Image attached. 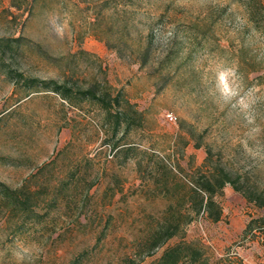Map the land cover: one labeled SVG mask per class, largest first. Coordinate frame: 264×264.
<instances>
[{"label":"rangeland","instance_id":"374dc122","mask_svg":"<svg viewBox=\"0 0 264 264\" xmlns=\"http://www.w3.org/2000/svg\"><path fill=\"white\" fill-rule=\"evenodd\" d=\"M262 71L264 33L236 0H0V182L38 215L0 199V264H156L184 243L209 264H264V233L244 231L264 208L226 184L213 221L192 191L216 167L264 190ZM19 74L119 94L139 123L112 136L95 102Z\"/></svg>","mask_w":264,"mask_h":264},{"label":"trees","instance_id":"16d2710c","mask_svg":"<svg viewBox=\"0 0 264 264\" xmlns=\"http://www.w3.org/2000/svg\"><path fill=\"white\" fill-rule=\"evenodd\" d=\"M236 1L244 4L248 17L254 21L264 33V0ZM136 54L138 55L139 63H145L147 61L148 46L139 47ZM19 76L21 78L23 77L28 86L40 84L60 94L65 99H70L74 95L79 99H87L95 102L104 110L106 123H108L112 129V136H115L120 128L121 136H123L133 124L139 123L141 112L134 109L133 105L126 99L121 98L119 94L112 96L107 90H98L93 87H77L73 89L71 86L59 84L54 80L40 81L36 78H25L21 76V74H19ZM256 77L263 78L264 71L257 74ZM118 146V142L115 141L112 143L111 147L115 148ZM129 149V147L123 148V150L127 152ZM226 184H229L233 190L239 192L248 202L253 203L256 207L264 208L263 189L249 186L247 183L241 181L239 175L233 174L222 167H216L212 170L210 176L204 175L198 187L192 190L194 194V214L199 213L202 208H205L208 210V214L212 220L217 221L220 218L221 212L216 206L213 197L217 193H222ZM24 187L11 188L0 182V199L8 208L9 212L21 214L22 218L34 219V217L38 216L35 210L36 203ZM201 191H203L204 194H202ZM55 201L56 199L52 198V202L55 203ZM190 220H192V215L188 218V221ZM177 228V223H170L157 230L153 236L154 239L151 249L162 245L169 238L176 235ZM254 228L264 233V213L259 217L250 219L244 231H252ZM20 229L21 227L18 228L17 231ZM182 259H187L188 264H209L206 260L202 259L200 250L190 243L177 244L166 248L156 264H180Z\"/></svg>","mask_w":264,"mask_h":264},{"label":"built area","instance_id":"2783aa9c","mask_svg":"<svg viewBox=\"0 0 264 264\" xmlns=\"http://www.w3.org/2000/svg\"><path fill=\"white\" fill-rule=\"evenodd\" d=\"M169 120H173V115L170 113V114H167Z\"/></svg>","mask_w":264,"mask_h":264}]
</instances>
